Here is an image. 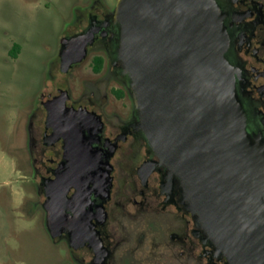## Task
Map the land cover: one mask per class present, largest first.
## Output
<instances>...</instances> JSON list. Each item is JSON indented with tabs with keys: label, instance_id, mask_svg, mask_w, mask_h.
<instances>
[{
	"label": "water",
	"instance_id": "1",
	"mask_svg": "<svg viewBox=\"0 0 264 264\" xmlns=\"http://www.w3.org/2000/svg\"><path fill=\"white\" fill-rule=\"evenodd\" d=\"M109 22L118 29L137 127L157 158L139 167L140 177L163 166L164 186L178 179L195 227L227 264H264V149L246 133L219 7L213 0H117ZM98 28L91 22L63 38V72L86 58ZM45 127L47 141L61 139L63 151L53 177L40 181L47 232L65 234L73 249L88 242L99 261L93 220L100 224L104 215L92 195L107 199L112 185L110 155L96 146L100 117L61 98L49 103Z\"/></svg>",
	"mask_w": 264,
	"mask_h": 264
},
{
	"label": "flooded vegetation",
	"instance_id": "2",
	"mask_svg": "<svg viewBox=\"0 0 264 264\" xmlns=\"http://www.w3.org/2000/svg\"><path fill=\"white\" fill-rule=\"evenodd\" d=\"M213 1L223 16L228 37L225 58L234 70L235 92L245 114L248 139L264 149V0ZM112 10L100 2L73 9L74 28L64 38L81 33L91 22L99 27L98 32L87 47L86 58L65 72L61 69V45L57 49L46 77L52 80L58 71L61 80L58 87L39 95L33 115L38 123L37 127L31 123L27 144L33 176L39 179L37 189L43 197L42 208L45 197L40 181L53 177L52 171L63 156L62 140L46 139L49 103L63 98L68 107L82 108L100 117L102 130L96 146L103 154L110 155L112 165L108 198L92 195L94 204L103 208V222L93 220L101 241L102 258L95 259L88 242L73 249L65 234L50 238L54 244L66 246L70 264H227L226 258L216 253L205 229L195 227L178 179H174L173 186L165 187L163 166H158L146 179L139 175L138 169L144 162L157 158L137 127L138 117L116 52L118 29L110 22L105 24ZM15 49L13 46L9 53ZM12 56L16 58L17 52ZM88 57H91L92 77L84 80L81 91L74 94L71 83L76 79L75 71ZM99 58L102 67L95 72L92 64ZM120 169L122 177L117 181ZM43 215L45 223L44 210Z\"/></svg>",
	"mask_w": 264,
	"mask_h": 264
},
{
	"label": "rangeland",
	"instance_id": "3",
	"mask_svg": "<svg viewBox=\"0 0 264 264\" xmlns=\"http://www.w3.org/2000/svg\"><path fill=\"white\" fill-rule=\"evenodd\" d=\"M92 2L111 10L117 0H0V264H70L45 227L27 144L39 95L59 86L61 74L48 80L46 72L74 28L73 9ZM90 58L75 71L74 94L92 77Z\"/></svg>",
	"mask_w": 264,
	"mask_h": 264
},
{
	"label": "trees",
	"instance_id": "4",
	"mask_svg": "<svg viewBox=\"0 0 264 264\" xmlns=\"http://www.w3.org/2000/svg\"><path fill=\"white\" fill-rule=\"evenodd\" d=\"M92 66H93V69L95 72H99L101 67H102V59L99 58V59L95 60L92 64Z\"/></svg>",
	"mask_w": 264,
	"mask_h": 264
}]
</instances>
